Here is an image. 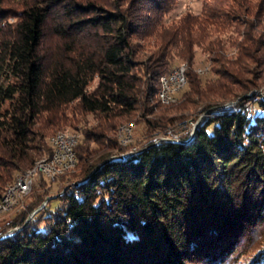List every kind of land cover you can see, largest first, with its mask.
Segmentation results:
<instances>
[{
	"label": "trees",
	"instance_id": "obj_1",
	"mask_svg": "<svg viewBox=\"0 0 264 264\" xmlns=\"http://www.w3.org/2000/svg\"><path fill=\"white\" fill-rule=\"evenodd\" d=\"M233 2L203 0L198 14L169 25L164 18L176 0H32L14 14L0 8V98L9 101L0 115V196L49 150L44 129L66 122L64 105L77 101V110L97 120L75 147V170L61 177L68 181L59 188L61 204L46 207L50 198L38 211L45 229L26 221L48 196L50 182L41 181L11 222L21 228L0 231V264H224L240 245L244 252L264 245L261 98L254 113L243 101L213 107L182 140L147 138L174 119L145 116L154 100L163 105L160 79L175 68V56L189 65L186 85L178 102L163 106L186 109L228 92L224 82L253 85L244 74L247 64L264 63L263 42L243 17L264 14V0ZM236 22L241 39L228 59L221 41L209 37ZM149 39L156 50L144 62L141 42ZM196 46L209 54L214 81L191 67ZM135 114L147 128L142 146L110 159L123 149L119 120ZM248 264H264V250Z\"/></svg>",
	"mask_w": 264,
	"mask_h": 264
},
{
	"label": "rangeland",
	"instance_id": "obj_2",
	"mask_svg": "<svg viewBox=\"0 0 264 264\" xmlns=\"http://www.w3.org/2000/svg\"><path fill=\"white\" fill-rule=\"evenodd\" d=\"M225 1L227 4L234 3L233 0H225ZM247 1L251 5H255L257 2V0H247ZM31 2L32 0H0V8L8 7L9 9H11L10 13L14 14L15 11L22 9L25 5L30 4ZM202 2L203 0H176L175 7L171 10L169 14L165 16L164 23L166 25H169L172 22L176 21L180 16L184 15L185 13L198 14L201 10ZM243 18L251 20L252 31L254 35L261 42H263V44H261V46L259 47L258 52L264 55V14H259V16H255V17L244 16ZM12 20L13 18H9V21ZM240 29H241V24H239V22H236L233 25L228 26L222 32H213V34L210 35L209 37L210 39L216 38L217 40L221 41V43L223 44V53L225 57L228 59H232L236 56L237 49L235 48L233 42L241 39L238 32ZM50 38L46 40V46H48L49 49H53L56 45L55 40L53 38L52 39ZM261 42H259V44ZM141 44L143 47L140 51L139 59L145 62L146 60H148V57L151 54H153V52L156 50V46L152 45V41H150V39L142 41ZM209 58L210 56L206 51H204L201 47L196 46L191 67L196 71V73L202 75L201 76L202 80L205 81L206 79L207 80L209 79L211 82L215 80L216 76L211 70L212 64ZM260 61L262 62V58ZM182 64H186L189 68L187 62L182 61L175 56L173 59V66L177 67ZM247 66H248L247 67L248 71L247 73L244 74V77L246 79H250V82L251 81L253 82V85H250L249 89L241 88L240 85H238L237 83L234 84L230 82L229 83L224 82L227 85L226 87H228L229 89L228 92H224L220 95L209 94L206 97L201 96L199 98H196L192 104H188L186 109L182 108V106H179L180 103L179 104L176 103L169 106H163L168 104H163L160 102L161 104H163L160 105L156 103L155 100L151 102V104L153 105H150V107L152 108L153 112L151 114H147L145 117H151L152 114L160 112L161 115H165L166 117L169 118L174 117V119L160 132H157L155 134H153L154 132H151L152 135L150 136V138L149 137L147 138L148 139L152 138L154 142H158L161 140H182L181 139L182 135L190 134L191 132L193 135L196 126L215 106L235 108L237 102L239 103L243 101V104L241 106L247 109V111L249 110L250 113H254L255 111L257 112L259 110V107L257 105L258 99L261 98V100L264 102V63H258V64L249 63L247 64ZM205 67L206 70L204 72L203 69ZM196 69L199 70V72ZM96 83H97V78L90 82V84L87 87L88 91L92 90L96 86ZM185 85L179 91L178 97L173 103L178 102L179 96L181 95V92L183 91ZM76 106H77V101H73L67 105H64L61 108L60 113L62 114L63 118H66V122H62L59 126L49 125L46 129H44L46 132L45 142L49 150L40 154L37 157V159L33 162V164L25 169V170H29L30 168L40 169L37 170L38 173L36 175L37 184L32 186V190L34 189L35 191H38L40 189L38 187V184L41 181H46L48 183L50 182L48 184V191H47L48 196L46 197L45 200H43V202L39 206L29 211L26 218V221H32L33 224L39 225L41 229H45V223L41 221L42 216L38 214L39 209L45 206V204L50 198L51 199L46 207L50 209H55L56 206L61 204L62 200L59 196L61 195L62 192H64L65 189L64 188L63 190L60 189L61 190L60 191L59 188H61L64 183L65 184L68 183L67 178H65V180L63 179L64 182H62L63 180L61 179V177L68 175L67 173L73 172L76 167V164H74V167L71 171H67L63 175H60L61 177L58 176L54 180L53 179L51 180L49 179V177L46 176L45 173L48 172V169H50L48 163L46 162L48 159L52 158L51 154L53 152V147L51 145V138L59 133H64L65 137L66 136L69 137V135H71L70 137L73 138L74 141L73 149L75 151V147H76L75 145H77L79 141H82L84 131L87 129H94L97 123V120L93 116V114L79 111L76 109ZM8 107H9V101L0 98V115L4 113ZM138 119H141V121L137 122ZM120 121L123 123H121L116 129L115 136L119 142V145L123 147V149L121 150L122 153H120L119 155L112 156L110 158L112 160H119L116 159L119 157L120 159H122L121 157H123V155H125L126 158L128 155H131L136 151H138L139 147H141L142 143L144 142L145 135H148V133H146L147 128L145 126V123L143 122V119L140 118L139 114H135L134 116L131 117L130 116L123 117L122 119L119 120V122ZM131 123L133 124V126L131 127L130 133H128L127 130H125V128L122 127H128V125L130 126ZM125 138H129V139L125 141ZM90 144L92 146L95 145L93 142H90ZM26 197L20 200L18 204L13 206L12 209H10L9 211L0 212V231L5 229V231L2 232L1 237L6 234L11 235L14 232H16L19 228H21V225H11V222L22 210L26 209L24 206L27 204L29 200V197L28 198ZM8 223H10L11 226H9ZM247 247L248 246H246V248ZM243 250H244V246L240 245L236 254L231 255L230 256L231 258H229L230 261L225 262L224 264H248V262L251 260L252 257L255 258V256H257L261 250H264V245L260 247L259 250L257 249L254 251L246 250L245 252Z\"/></svg>",
	"mask_w": 264,
	"mask_h": 264
},
{
	"label": "bare ground",
	"instance_id": "obj_3",
	"mask_svg": "<svg viewBox=\"0 0 264 264\" xmlns=\"http://www.w3.org/2000/svg\"><path fill=\"white\" fill-rule=\"evenodd\" d=\"M176 68H177V70L175 71V74H174V82H173L174 69L172 71H170L167 75L162 76L160 79L161 87H160V90L158 92V99L163 104L173 103L176 100L177 95L179 94V91L186 84L185 72H186L188 66L186 64H182V65L177 66ZM205 70H206V67L203 69V71L205 72ZM197 71L199 72V70H197ZM200 73H201V71H200ZM176 83H179V84L177 85ZM163 92H165L164 98L161 96ZM132 126H133V124L131 123L130 126L128 125V127H122V128H125V130H127V132H130ZM70 136L71 135H69V137ZM69 137H67V136L65 137L64 133H59V134H56L55 136H53L51 138V145L53 147V152L51 154L52 158H50L48 160H56V152L54 151L55 150V142L54 141H58L60 138L65 140L66 143H72V148H73V146H74L73 138L72 137L69 138ZM121 158H125V156H123ZM116 159H120V157L116 158ZM74 164H76V162L75 163H68V164H64V165H63V163H56V171H58V175H56V177L63 175L67 171H71L74 167ZM33 169H37V168H30L29 170L23 171L22 173H20L15 178V180L12 183H10L6 186L4 193L0 196V204L4 200V198L8 195L9 190L11 188L16 187L19 178L21 176H23L24 174H28ZM31 190H32L31 177H23L21 180V187H20L19 192H18V200H12L9 202V210L12 209L13 206L18 204L19 200H22L23 198H25L26 195L28 196V194L31 192ZM0 212H1V210H0Z\"/></svg>",
	"mask_w": 264,
	"mask_h": 264
},
{
	"label": "built area",
	"instance_id": "obj_4",
	"mask_svg": "<svg viewBox=\"0 0 264 264\" xmlns=\"http://www.w3.org/2000/svg\"><path fill=\"white\" fill-rule=\"evenodd\" d=\"M177 70V68H174V72H173V82H174V74L175 71ZM177 85L179 83H176ZM163 98L165 97V92L162 93L161 95ZM130 133V132H128ZM129 138H125V141H127ZM55 142V152H56V160H47L46 163H48L49 168L48 172H46V176L49 177V179H55L56 175H58V171H56V163H63L64 164H68V163H75L76 162V155H75V151L72 148V143H66L65 140L63 139H59L58 141H54ZM125 156V155H123ZM37 170L40 169H33L32 171H30L28 174H24L23 176H21L17 182V185L15 188H11L8 192V195L4 198V200L1 202L0 204V210L1 212L4 211H9V202L12 200H18V192L19 189L21 187V180L23 177H31V185H36L37 181H36V175ZM20 201V200H19Z\"/></svg>",
	"mask_w": 264,
	"mask_h": 264
}]
</instances>
